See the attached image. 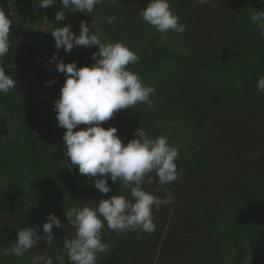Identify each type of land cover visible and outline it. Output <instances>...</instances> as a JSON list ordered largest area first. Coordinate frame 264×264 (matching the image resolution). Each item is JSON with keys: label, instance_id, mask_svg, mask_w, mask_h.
<instances>
[{"label": "trees", "instance_id": "obj_1", "mask_svg": "<svg viewBox=\"0 0 264 264\" xmlns=\"http://www.w3.org/2000/svg\"><path fill=\"white\" fill-rule=\"evenodd\" d=\"M169 3L179 23L187 26L185 17L189 5L197 4V0H169ZM147 4L148 0H117L116 3L103 0L92 13L64 9L66 19L56 21V13L62 8L60 0L48 8H39L35 0H14L13 3L0 0V10L11 21L10 48L0 65L17 81L16 88L7 94L0 93V255H4L2 248L8 249L15 244L20 229L33 227L38 236H46L42 226L49 213L61 221L63 230H71L64 235L60 227H53L55 239L51 245L56 253L62 254L61 242L74 238L76 232L66 218L68 210L87 204L96 206L101 198L126 196L129 192L119 180L113 182L109 178L107 183L111 191L100 193L93 181L103 177L80 174L78 166H72L64 155L62 137L66 130L58 126L53 108L54 101L60 97L65 75L55 67L43 68L47 55L56 49L54 38L37 29L42 39H46L45 43L37 50L34 46L30 48L24 38L34 34L35 27L32 29L30 24L27 27L26 20H19L15 15L23 12L32 16L36 27L38 24L55 30L71 25L76 35L80 33V22L85 21L90 34H95L93 24L101 29L102 43L121 42L136 53L138 63L126 67L138 73L144 84L155 86L156 91L151 95L153 106L137 103L130 109L119 110L114 118L102 122V127L105 130L117 128V135L124 144L137 138L134 132L138 128L149 138L166 136L168 142L178 148L177 171L183 169V175L196 182H205L207 177L217 180L218 167L214 163L218 153L213 147L215 141L210 136L209 126L214 112L218 111L219 116L234 114L260 95L264 104V93L257 91V82L264 76V37L251 21L254 11L264 10V0H242V8L238 7L234 14L238 19L233 21L231 30H225L220 40L211 42L213 45L206 48L197 47L199 41L186 30L183 33L156 31L140 16ZM236 6L229 5L228 10ZM108 16L117 19L108 24L105 19ZM191 22L192 17L189 24ZM164 34L169 37L167 42ZM98 50L99 46H75L62 61L65 64L75 62L77 67H90L95 63L91 56ZM44 72L45 85L47 81L55 83L38 90L33 78ZM86 127L81 124L73 131ZM255 172L246 174L241 181L238 179L226 199H215L209 206H201L200 214L191 216L202 229L205 240L191 236L196 242L192 247L183 246L185 248L179 250L180 258L176 252L168 250L166 264H264V180H252ZM149 175L155 184L158 177L154 172ZM147 179L148 176L144 185ZM77 199L84 204H79ZM10 215L18 219L8 232L3 222ZM106 231L108 235L104 234L101 241L109 245L108 258L97 260V264H127L128 253L134 255L132 252L136 249L145 255L139 258L134 255V261L147 262L154 233H144L133 245L125 239L126 232L117 236L108 227ZM206 250L211 253V259L207 258ZM34 255L33 246L22 257L14 254L7 257L31 259Z\"/></svg>", "mask_w": 264, "mask_h": 264}, {"label": "clouds", "instance_id": "obj_2", "mask_svg": "<svg viewBox=\"0 0 264 264\" xmlns=\"http://www.w3.org/2000/svg\"><path fill=\"white\" fill-rule=\"evenodd\" d=\"M39 8H48L57 0H35ZM103 0H60L62 8L56 13V21L66 19L64 9H72L81 13H92L96 5ZM116 3L117 0H110ZM199 4H207L210 0H197ZM142 19L153 26L156 31L167 33H183L186 25L179 23V17L170 8L169 0H148L145 9L140 12ZM108 24L117 17L105 18ZM251 21L256 25L260 35L264 37V10L254 11ZM80 33L76 35L71 25L55 28L50 31L55 41L57 53L63 49L70 53L75 46L89 48L99 46L91 59L94 64L77 67L75 62L65 64L59 60L56 53L49 63L55 64V69L65 75V83L60 89V97L54 101L53 111L56 113L58 126L65 129L64 155L69 158L72 166H78V171L88 177H103L93 181L94 187L102 194L111 191L108 179L118 180L124 189L130 190L131 200L125 196L114 195L109 199L101 198L95 207L85 205L68 210L66 218L76 229L75 237L65 238L64 249L72 264H97L98 254H106L109 245L101 241V229L106 225L117 236L133 231L139 238L141 232L153 233L156 225L153 222V206L157 210L161 206L174 203L170 191L165 187L183 174V169L177 171L175 163L178 148L168 142L166 136L149 138L142 128L134 132L136 139L122 142L117 135V128L105 130L102 122L114 118L119 110L130 109L137 103L153 106L151 95L155 86L142 82L138 73L132 72L129 64H136L139 56L121 42L102 43L99 36L101 29L95 28V34L85 21L80 22ZM11 21L0 10V58L4 57L10 48L9 34ZM55 81H47L46 85ZM17 87L16 79L5 73L0 65V93L7 94ZM257 91L264 93V76L257 82ZM88 127L73 131L79 125ZM155 173L158 183L164 188L166 196L162 199L143 190L145 177L147 183H152L150 173ZM110 174V176L108 175ZM59 228L61 221L52 213L43 224L46 236H38L37 229L26 227L17 231L15 244L4 250L5 255L14 254L22 257L33 246H39L43 240L51 245L55 239L53 227ZM63 264V258L57 257ZM32 264H53L51 258L43 255L34 257Z\"/></svg>", "mask_w": 264, "mask_h": 264}, {"label": "rangeland", "instance_id": "obj_3", "mask_svg": "<svg viewBox=\"0 0 264 264\" xmlns=\"http://www.w3.org/2000/svg\"><path fill=\"white\" fill-rule=\"evenodd\" d=\"M241 1L210 0L209 3L203 5L199 3L189 5L190 9L185 17L187 21L186 31L199 41V46L197 47H209L213 45V43H210L217 41L225 30H231L233 21L238 19V15L234 14L237 12L238 7L242 8ZM129 2L127 1L128 5ZM229 5L237 6L229 11ZM20 17L26 20L27 27L29 24L30 26L32 25V29L35 27V33L26 36L24 41H28L30 48L34 46L33 48L37 50L39 45L45 43L44 41L46 40L42 39V35L39 33H48L50 35V31L54 29L44 28L38 24L37 28L34 18L23 12L20 14ZM190 17H192V22L189 24ZM37 29L39 33H37ZM163 39L167 42L169 37L164 34ZM54 53L57 54L59 60H63V58L67 59L70 55V53H66L63 49H60L58 53L57 49H55V51L47 55V62L43 68L53 69L55 67V64L49 63ZM44 74L45 72L40 77L35 74L33 78L35 87L39 88L38 90L42 86H46L44 82L46 76H43ZM217 114L218 111H215L214 117L211 118L209 124L211 128L210 136H213L212 139L215 141L213 147L219 155H216L214 163V166L218 167V175L215 177L217 180L214 181L213 179L212 181L211 177H207L205 182L199 183L193 178L182 174L177 180L165 186L174 198V203L161 206L159 210L153 206L152 218L156 225V230L153 232L151 244L153 245L154 243L155 246H150L152 249L150 251L151 257L147 255L149 260L146 258V264H159L160 260V264H166V258H168L169 254L168 250L176 252L180 258L181 251L179 250L183 246L187 247L190 245L192 247V244L196 242V240L193 241L191 236H197L199 238L197 240L199 241L205 240L202 229L192 221L191 216L195 217L200 214L201 206H209L215 199H226V196L229 195L238 179V181H241V178L254 170L256 172L252 180L256 182L264 180V104L262 103L261 95L257 98L255 97L253 102L245 106L242 111H235L234 114L226 113V116H219ZM154 182L155 184L147 183L143 185V190L163 199L166 196L164 188H161L158 179ZM125 197L130 200L132 199L130 190ZM77 200L79 204H84L83 200ZM87 205L95 207L93 204ZM17 219L16 215H10L5 218L3 225L6 227V231L9 232L16 225ZM106 227L107 225L105 224L101 229V240H103L104 234L108 235ZM60 229L64 235L71 233V230L68 228L63 230L60 227ZM144 233L146 232H141L138 238L136 232L130 231V234L126 232L125 237L127 238L125 239L134 245L138 239L141 240V236ZM11 241L9 240V243ZM42 244L45 245V249L48 247L45 243H40V246ZM2 250L4 251L5 248H2ZM110 252L113 253L114 251ZM132 253L138 255L136 258L145 255L137 249L133 250ZM210 254L206 250L207 258H210ZM7 256L9 255L1 254L0 258Z\"/></svg>", "mask_w": 264, "mask_h": 264}, {"label": "crops", "instance_id": "obj_4", "mask_svg": "<svg viewBox=\"0 0 264 264\" xmlns=\"http://www.w3.org/2000/svg\"><path fill=\"white\" fill-rule=\"evenodd\" d=\"M12 3L14 0H10ZM15 17H17L19 20H24V19H21L20 17V14H17L15 15ZM18 34L20 35V37H22V30L19 29L18 31ZM2 58H0V61H1ZM4 69H5V66H4ZM40 243H45V242H39V246H35V255L32 256L31 259H27V258H11V257H2L0 258V264H32V260L34 257H37V256H40V255H43L47 258H51L53 260V264H61V261L57 259L58 256H61L63 258V264H67V262H69V258L66 254V251L64 249V241L61 242V245L60 247L62 248L63 250V253H56V249L52 246V245H48V247H46L45 249V245L42 244V246H40ZM98 259L97 260H103V259H107L108 258V255L106 254H98ZM122 257V255H121ZM134 256L131 255V253H128V261L129 263L127 264H136V262L134 261ZM123 260H125L124 257H122ZM137 264H143V263H137ZM146 264V263H144Z\"/></svg>", "mask_w": 264, "mask_h": 264}]
</instances>
